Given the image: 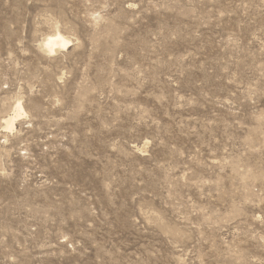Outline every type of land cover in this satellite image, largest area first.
I'll use <instances>...</instances> for the list:
<instances>
[{"label": "rangeland", "instance_id": "rangeland-1", "mask_svg": "<svg viewBox=\"0 0 264 264\" xmlns=\"http://www.w3.org/2000/svg\"><path fill=\"white\" fill-rule=\"evenodd\" d=\"M0 264H264V0H0Z\"/></svg>", "mask_w": 264, "mask_h": 264}, {"label": "bare ground", "instance_id": "bare-ground-1", "mask_svg": "<svg viewBox=\"0 0 264 264\" xmlns=\"http://www.w3.org/2000/svg\"><path fill=\"white\" fill-rule=\"evenodd\" d=\"M70 43L69 39L61 35L59 32L47 37L43 41V47L49 52H53L56 48H65ZM22 113H24L20 103H17L13 113L4 119L5 128L12 129L13 123L16 118H18Z\"/></svg>", "mask_w": 264, "mask_h": 264}]
</instances>
